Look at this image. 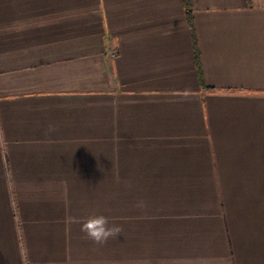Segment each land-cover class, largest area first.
I'll list each match as a JSON object with an SVG mask.
<instances>
[{"label":"crops","instance_id":"crops-1","mask_svg":"<svg viewBox=\"0 0 264 264\" xmlns=\"http://www.w3.org/2000/svg\"><path fill=\"white\" fill-rule=\"evenodd\" d=\"M190 5L0 0V264H264V3Z\"/></svg>","mask_w":264,"mask_h":264},{"label":"clouds","instance_id":"clouds-1","mask_svg":"<svg viewBox=\"0 0 264 264\" xmlns=\"http://www.w3.org/2000/svg\"><path fill=\"white\" fill-rule=\"evenodd\" d=\"M126 187H130V185H126ZM137 206L142 207L143 202H138ZM78 222L80 223V231L84 233L85 238L98 246L105 245L123 231L120 226L111 224L109 218L103 214L92 215Z\"/></svg>","mask_w":264,"mask_h":264},{"label":"trees","instance_id":"trees-1","mask_svg":"<svg viewBox=\"0 0 264 264\" xmlns=\"http://www.w3.org/2000/svg\"><path fill=\"white\" fill-rule=\"evenodd\" d=\"M183 1H184V9H185L187 22H188L189 27L193 31V27H192V8H191V5H190V0H183ZM196 58L198 60V55L196 56Z\"/></svg>","mask_w":264,"mask_h":264},{"label":"rangeland","instance_id":"rangeland-1","mask_svg":"<svg viewBox=\"0 0 264 264\" xmlns=\"http://www.w3.org/2000/svg\"><path fill=\"white\" fill-rule=\"evenodd\" d=\"M263 1V3H264V0H262Z\"/></svg>","mask_w":264,"mask_h":264}]
</instances>
